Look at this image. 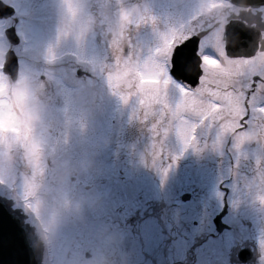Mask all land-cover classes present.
<instances>
[{"label": "rangeland", "instance_id": "rangeland-1", "mask_svg": "<svg viewBox=\"0 0 264 264\" xmlns=\"http://www.w3.org/2000/svg\"><path fill=\"white\" fill-rule=\"evenodd\" d=\"M2 1L15 9L18 23L14 25L21 43L14 47L22 61L29 56L40 58L46 64H58L70 75L75 67H81L92 76L86 82L100 89V95L93 101L95 122L98 130L110 137V143L99 153V170L91 172L80 168L93 138L86 131V125L73 116V107L65 99L71 91H64L56 80L51 88L38 85L42 94L51 98L50 108L63 119L62 125L42 145L41 157L33 147L35 136L27 142L26 135L19 134L27 129L21 128L17 122L12 123L5 112L7 82L2 77L1 67L9 44L0 33V131L7 134L4 139L0 138V154L8 151L16 154L11 171L7 175L0 172V191L8 193L12 189L23 200L27 195L35 194L30 209L37 216L29 213L28 221L37 230L39 226L35 224V217L42 222L47 220L63 225L52 248L58 258L74 254L75 259L68 264H88L90 260L104 264V252H109L115 264H207L205 251L199 248L195 238L200 230L214 231L212 218L222 208V192L216 186L218 181L226 180L231 174L233 181L223 182V185L231 191V208L224 220L237 228V233L232 235L233 245L239 246L242 239L263 234L258 221H254L252 229L240 222L244 217L254 219L257 213L261 217L264 209V204L257 199L261 189L255 183L260 168L264 167V149L259 144L250 142L237 149L233 139L227 137L219 147H214L211 137L198 135L195 147L184 148L175 134H170L159 163L153 164L152 134L147 124L133 115L135 101L130 99L125 103L112 90L106 75L98 70L102 63L111 59L110 38L100 29L87 33L80 40L73 34L61 35L66 13L64 0ZM157 1H151L154 5H147L149 0H81L84 11L99 20L114 19L121 8L133 9L142 4L138 8L147 10L157 19L153 23L133 25L128 32L134 46L151 41L144 46L145 52L158 43L159 32L187 16L194 8V0H159L160 5ZM9 20L0 19V26L12 25ZM148 30L157 37L145 39ZM94 34L101 35L100 40L104 41L106 49H102L100 42L93 43ZM29 65H22V73L38 75L41 72L38 67L31 69L33 67ZM139 124H144L142 131L135 129ZM27 132L34 134L31 130ZM228 140L231 141L229 146ZM30 149L34 154L31 161L27 159ZM57 162L67 167L69 178L66 183L53 185L51 175ZM164 168H167L166 173L162 171ZM38 190L50 194L52 203L46 205L38 198ZM90 190L100 197L97 207L91 202ZM185 192L190 196L186 201L180 198ZM167 206L171 209H162ZM156 217L164 219L163 223L166 217H170L173 223L182 218L187 229L177 232L176 226L170 236H164ZM114 232L123 239L119 249L113 250L107 236ZM166 241L168 254L164 255L160 250L162 242ZM188 245L190 253L185 258L183 252ZM229 250L227 245L219 246V253H212L209 257L218 260L217 264H226ZM85 252L90 255L84 256Z\"/></svg>", "mask_w": 264, "mask_h": 264}, {"label": "snow or ice", "instance_id": "snow-or-ice-1", "mask_svg": "<svg viewBox=\"0 0 264 264\" xmlns=\"http://www.w3.org/2000/svg\"><path fill=\"white\" fill-rule=\"evenodd\" d=\"M120 15L125 30L110 39L111 59L98 70L125 103L135 101L133 115L152 134L153 164L170 134L184 148L195 147L200 135L214 147L231 137L237 149L250 142L264 149V0H206L159 32L147 52L132 44L128 30L156 18L138 7ZM0 33L7 37V27ZM255 183L264 204V167ZM4 215L0 201V264H26L24 220L9 206L5 228ZM259 246L264 260V235Z\"/></svg>", "mask_w": 264, "mask_h": 264}, {"label": "clouds", "instance_id": "clouds-1", "mask_svg": "<svg viewBox=\"0 0 264 264\" xmlns=\"http://www.w3.org/2000/svg\"><path fill=\"white\" fill-rule=\"evenodd\" d=\"M206 0H194V8ZM66 13L61 25V35L73 34L78 40L94 30L100 29L103 34L110 39L117 37L118 34L125 30V21H123L120 13L114 19L105 18L99 20L84 11V4L81 0H64ZM193 10V9H192ZM191 10V11H192ZM51 58V51H49ZM47 81H51L54 76L60 75L48 71L44 74ZM46 81H39L44 84ZM6 90L11 91L6 103L8 110L14 115L17 124L27 130H31L35 134V143L33 147L36 152L43 156L42 145L51 137L53 132L59 128L63 119L62 116L50 108V97L44 96L41 89L38 87L36 75L34 73L18 74L15 78L6 83ZM100 95V89L88 82L73 83L72 91L65 96L67 102L73 107V116L86 125V131L90 134L92 144L88 149V153L80 165L84 171L99 170V153L109 145L110 137L98 130L96 113L94 110L93 101ZM16 159V154L13 151L0 154V172L7 175L11 169L13 162ZM27 159H34V154L29 150ZM68 169L60 162L52 170L51 183L59 185L66 183L68 180ZM46 205L52 203V196L38 190L36 192ZM91 202L97 207L100 203V197L94 190H90ZM63 225L53 224L49 221H44L40 224L38 232V241L46 249L53 248L60 236ZM122 236L114 232L107 236L108 243L114 249H119L122 243ZM88 264H97L96 261L90 260ZM104 264H115L114 257H105Z\"/></svg>", "mask_w": 264, "mask_h": 264}, {"label": "flooded vegetation", "instance_id": "flooded-vegetation-1", "mask_svg": "<svg viewBox=\"0 0 264 264\" xmlns=\"http://www.w3.org/2000/svg\"><path fill=\"white\" fill-rule=\"evenodd\" d=\"M151 1H153V0H151ZM151 1L149 0V2H147V5L148 4L154 5V3H151ZM162 1H164V0H162ZM160 3H161V1L158 0L157 5H160ZM141 5L138 7H141ZM88 12H89V9H88ZM250 19L254 21L255 17L250 16ZM9 21L13 22V18L10 17ZM17 23H18V21L16 22V24ZM152 26H153V24H152ZM93 36H94L92 38L93 43L97 44L100 42L102 45V49L103 48L106 49V45H105L104 41L101 42V40H100L101 35H95L94 34ZM145 36H147V37H145V39H147L149 36H151L153 39H155V37H157L156 34L154 36L151 35L149 33V30L147 31ZM140 38H141V36H140ZM145 42H146V44H144ZM145 42L142 44L136 45V47H140L145 51L144 46L151 44V41L149 40V41H145ZM20 43H21V41H19V43L14 45V46L16 47ZM136 43H137V41H136ZM14 46H11L10 48L13 49V51L16 54ZM16 56H17V74L14 76L2 74V77H3L5 82H8L11 79L15 78L18 74H22V71H23L22 65L26 64V63L30 64L31 65V66L29 65L30 67H33L31 69H35L36 67L39 68V71H41V72L38 75H36V79H37V84L43 88H48V87L51 88L53 86L52 82H55V80H56L58 85L62 89H64V91L68 92V91H72V84L73 83H82V80L87 81V80H90V78L92 77L87 71L81 69V67H78V68L75 67L74 73L72 75H70V73H68L66 70H65L66 72L61 70L59 65L56 63L46 64L44 61H42V59L34 58L32 56L25 57L23 59L24 61H22L17 54H16ZM70 60L73 61V59H70ZM24 62H26V63H24ZM78 70H81V71L79 72ZM48 71H52L54 73H59L60 75L54 76V78L51 81H47V78L44 74ZM41 80H45L46 82L44 84H40L39 81H41ZM5 95H6V98L8 99V97L11 95V91L6 90ZM7 99H6V101H7ZM5 107L7 108V110L5 112L9 115L8 117H9V119H11V122L16 123V119H15L14 115L8 110V105H6ZM108 111H109V108H108ZM109 125H110V123H108V126ZM143 125L144 124L136 125L135 129L142 131ZM106 132H108V128H107ZM21 133L26 135L24 138L27 142H30L31 140L34 139L33 136H35V134H31V132H27V130H25L24 132L20 131L19 134H21ZM10 134H13V133H10ZM73 136L74 135H71L70 138H73ZM4 137H7V134L3 131H0V138L4 139ZM206 141H207V138H206ZM230 144H231V141L228 140L227 146H229ZM226 149H227V147H226ZM227 153H228V151H227ZM227 155L231 156L230 153H228ZM232 178H233V175L231 174L230 176H228L226 178V180L224 179V180L218 181L216 187L219 191L222 192V196H221L222 197L221 198L222 208L220 209V211L217 214L214 215V218H212V224H213L214 231L206 232V231L200 230L197 238H195V239H197V245L199 246V248H201V250L205 251L204 252L206 254L205 259L208 258L207 264H217L218 260L217 261L211 260L209 255L212 253L215 255L218 254L219 253V246L224 247V245H227L228 249H230L228 251L226 257H225L227 260L226 264H264V260L261 259V250H260V246H259V239H260L261 235H264V209L261 213V217L257 213V216L254 219H252L251 217L250 218H246V217L240 218L241 224L244 225L245 227L249 228V229L254 228V226H253L254 221H258L259 222L258 228H260L263 231V234H259L258 237H255L252 239H250V238L242 239L241 243H239V246L233 245L234 242H232V238H233L234 234L237 233V228L235 229L234 225L232 226L231 224H228L227 221L224 220V217L229 213V210H230L229 208H231V202H230V200H231L230 192L231 191H230L229 187H226L223 185V182L224 183L225 182L230 183L231 181H233ZM10 191L11 192H8V193L4 190H2V192L0 191V198L2 199V201L4 200L3 202H5L4 203L5 205H7L8 207L9 206H15L16 211L17 210L23 211V207H24V211H26L29 208H32V207H30L31 206L30 202L33 201L32 196H34L35 194H29L23 200V199H20V197H17L12 189ZM163 205L164 204H162L161 206H163ZM162 209H171V207L170 206L162 207ZM26 212H24L26 217L27 218L30 217L29 214ZM166 218H167V220L165 223H163L164 219H159L157 217L155 218L157 220L156 221L157 225H159L161 227V229L163 230L161 232L164 236H170L171 235L170 231L171 230L173 231L176 226H177V229H176L177 232H182V231H185V229H187V225H186V223H184V221H182V218L181 219L177 218L178 220L174 223L171 222L173 220L169 219L170 217H166ZM169 221L171 224H168ZM165 226H167V227H165ZM163 243L164 242H162V245H161L162 249L160 251H161V253H165L164 255H166V254H168V252H167L168 241H166L164 244ZM236 246H238V247H236ZM189 248H190V245H188V249H186L183 252V255L185 258H187L189 253H190ZM104 254H105L103 256L104 260H105V257H111L112 256V255H110L109 252H104ZM89 255H90L89 252L84 253V256H86V257H88ZM116 256H117V258L120 257V252L117 253ZM74 259H75L74 254L68 255L66 258L64 256L58 258L56 253L54 252V250L52 248L46 249L44 247L43 258H42L41 264H57V263L59 264L61 262H62V264H68V261H72ZM156 264H158V263L156 262ZM162 264H169V263L164 262ZM186 264H188V263H186Z\"/></svg>", "mask_w": 264, "mask_h": 264}, {"label": "water", "instance_id": "water-1", "mask_svg": "<svg viewBox=\"0 0 264 264\" xmlns=\"http://www.w3.org/2000/svg\"><path fill=\"white\" fill-rule=\"evenodd\" d=\"M245 0H241V4H243ZM13 8L10 7L8 4L3 3L0 0V17L8 18L10 15H13ZM8 29V35L7 38L10 41L11 45L16 44L18 42V38L15 35V29L14 27H9ZM4 71L6 73L11 74L12 72L15 74L16 69V57L12 50H8L5 54V61L3 64ZM189 197V194H184L182 196L183 200H187ZM0 201L2 199L0 198ZM4 201V200H3ZM5 203V202H4ZM7 209L8 206L5 205V215H4V224L5 228L8 226V220H7ZM19 215L23 218H26V215L23 213L22 210H17ZM24 227L27 229V244H28V251L25 256L26 264H41L42 262V254H43V245L39 243L38 241V233L35 231L34 226L30 225L28 222H25L24 220Z\"/></svg>", "mask_w": 264, "mask_h": 264}]
</instances>
